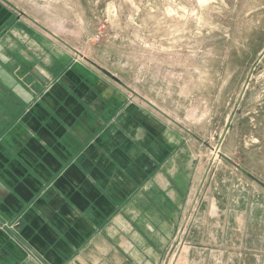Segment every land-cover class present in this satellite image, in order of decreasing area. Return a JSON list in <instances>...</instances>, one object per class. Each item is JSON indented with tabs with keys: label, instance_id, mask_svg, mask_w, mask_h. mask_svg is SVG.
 Listing matches in <instances>:
<instances>
[{
	"label": "crops",
	"instance_id": "crops-1",
	"mask_svg": "<svg viewBox=\"0 0 264 264\" xmlns=\"http://www.w3.org/2000/svg\"><path fill=\"white\" fill-rule=\"evenodd\" d=\"M200 172L169 121L0 0V264H231L234 215L189 214Z\"/></svg>",
	"mask_w": 264,
	"mask_h": 264
},
{
	"label": "rangeland",
	"instance_id": "rangeland-1",
	"mask_svg": "<svg viewBox=\"0 0 264 264\" xmlns=\"http://www.w3.org/2000/svg\"><path fill=\"white\" fill-rule=\"evenodd\" d=\"M7 1L187 139L193 225L233 214L230 263L264 264V0Z\"/></svg>",
	"mask_w": 264,
	"mask_h": 264
},
{
	"label": "water",
	"instance_id": "water-1",
	"mask_svg": "<svg viewBox=\"0 0 264 264\" xmlns=\"http://www.w3.org/2000/svg\"><path fill=\"white\" fill-rule=\"evenodd\" d=\"M220 143H221V141H220ZM220 143L218 144V146L216 147V150H215V152H217L218 151V148H219V145H220Z\"/></svg>",
	"mask_w": 264,
	"mask_h": 264
}]
</instances>
